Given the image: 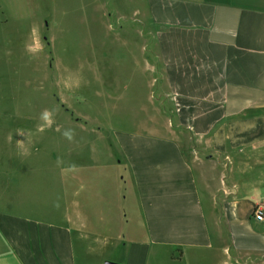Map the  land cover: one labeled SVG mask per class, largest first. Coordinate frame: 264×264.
I'll return each mask as SVG.
<instances>
[{"label":"crops","instance_id":"obj_1","mask_svg":"<svg viewBox=\"0 0 264 264\" xmlns=\"http://www.w3.org/2000/svg\"><path fill=\"white\" fill-rule=\"evenodd\" d=\"M141 1L148 56L119 65L149 121L110 159L46 152L0 95V264H264V0Z\"/></svg>","mask_w":264,"mask_h":264},{"label":"rangeland","instance_id":"obj_2","mask_svg":"<svg viewBox=\"0 0 264 264\" xmlns=\"http://www.w3.org/2000/svg\"><path fill=\"white\" fill-rule=\"evenodd\" d=\"M137 6L141 0H0V95L26 117H13L12 130L41 128L46 152L89 143V155L104 161L112 153L104 137L146 127L149 89L123 88L129 72L119 65L148 56L146 27L131 14ZM109 253L97 248L92 264L111 262L101 260ZM199 264L215 263L206 256Z\"/></svg>","mask_w":264,"mask_h":264},{"label":"built area","instance_id":"obj_3","mask_svg":"<svg viewBox=\"0 0 264 264\" xmlns=\"http://www.w3.org/2000/svg\"><path fill=\"white\" fill-rule=\"evenodd\" d=\"M251 220L257 223H264V204H259L253 209Z\"/></svg>","mask_w":264,"mask_h":264},{"label":"water","instance_id":"obj_4","mask_svg":"<svg viewBox=\"0 0 264 264\" xmlns=\"http://www.w3.org/2000/svg\"><path fill=\"white\" fill-rule=\"evenodd\" d=\"M104 264H117V263H113V262H105Z\"/></svg>","mask_w":264,"mask_h":264}]
</instances>
